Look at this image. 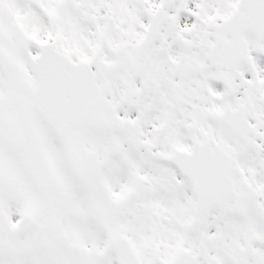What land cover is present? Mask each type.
<instances>
[{
  "label": "snow or ice",
  "instance_id": "obj_1",
  "mask_svg": "<svg viewBox=\"0 0 264 264\" xmlns=\"http://www.w3.org/2000/svg\"><path fill=\"white\" fill-rule=\"evenodd\" d=\"M0 264H264V0H0Z\"/></svg>",
  "mask_w": 264,
  "mask_h": 264
}]
</instances>
